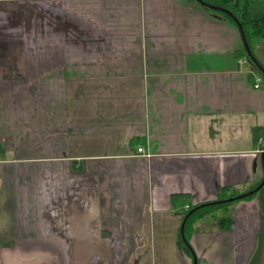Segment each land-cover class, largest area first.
<instances>
[{
	"label": "crops",
	"instance_id": "obj_1",
	"mask_svg": "<svg viewBox=\"0 0 264 264\" xmlns=\"http://www.w3.org/2000/svg\"><path fill=\"white\" fill-rule=\"evenodd\" d=\"M243 46L194 0H0V264H192L174 198L263 181ZM254 193L194 224L197 264H264Z\"/></svg>",
	"mask_w": 264,
	"mask_h": 264
},
{
	"label": "trees",
	"instance_id": "obj_2",
	"mask_svg": "<svg viewBox=\"0 0 264 264\" xmlns=\"http://www.w3.org/2000/svg\"><path fill=\"white\" fill-rule=\"evenodd\" d=\"M211 16L227 19L233 22L242 34L243 46L238 58H244L254 69L261 68L255 57L256 49L264 46V0H194ZM256 61V63H255ZM264 74V70H262ZM253 186L244 194L236 195L229 189H221L214 202L191 205L183 200L180 204L173 200V209L182 217V227L177 240V247L185 253L192 264H197L193 250L189 246V238L196 222H217L222 229H228L231 218L230 208L241 200L252 198L255 189Z\"/></svg>",
	"mask_w": 264,
	"mask_h": 264
},
{
	"label": "built area",
	"instance_id": "obj_3",
	"mask_svg": "<svg viewBox=\"0 0 264 264\" xmlns=\"http://www.w3.org/2000/svg\"><path fill=\"white\" fill-rule=\"evenodd\" d=\"M240 63H242L244 65V63H246V60H242L240 61ZM260 80H258L259 82ZM255 87H258L257 85ZM258 142V149H257V152L259 153H264V139L263 138H260V140L257 141ZM143 151L142 148H139L138 149V153H141Z\"/></svg>",
	"mask_w": 264,
	"mask_h": 264
},
{
	"label": "water",
	"instance_id": "obj_4",
	"mask_svg": "<svg viewBox=\"0 0 264 264\" xmlns=\"http://www.w3.org/2000/svg\"><path fill=\"white\" fill-rule=\"evenodd\" d=\"M238 29H239V28H238ZM241 36H242V34H241ZM242 40H243V37H242ZM244 45H245V43H244ZM255 63H256V61H255ZM262 180H263V181L261 182L260 186H259L257 189H255L254 192H257L260 188L264 187V175H263Z\"/></svg>",
	"mask_w": 264,
	"mask_h": 264
},
{
	"label": "rangeland",
	"instance_id": "obj_5",
	"mask_svg": "<svg viewBox=\"0 0 264 264\" xmlns=\"http://www.w3.org/2000/svg\"><path fill=\"white\" fill-rule=\"evenodd\" d=\"M260 79V78H259Z\"/></svg>",
	"mask_w": 264,
	"mask_h": 264
}]
</instances>
